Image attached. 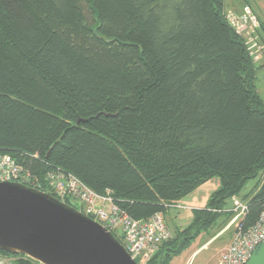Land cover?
<instances>
[{
    "label": "trees",
    "instance_id": "16d2710c",
    "mask_svg": "<svg viewBox=\"0 0 264 264\" xmlns=\"http://www.w3.org/2000/svg\"><path fill=\"white\" fill-rule=\"evenodd\" d=\"M228 16L224 0H0V153L42 191L57 196L45 175L61 170L137 221L164 220L172 204L218 179L191 224L146 264H170L231 219L238 196L248 204L239 225L255 224L264 179L254 194L241 192L264 176V98ZM72 199L63 201L83 210ZM113 234L124 243L122 231Z\"/></svg>",
    "mask_w": 264,
    "mask_h": 264
},
{
    "label": "water",
    "instance_id": "95a60500",
    "mask_svg": "<svg viewBox=\"0 0 264 264\" xmlns=\"http://www.w3.org/2000/svg\"><path fill=\"white\" fill-rule=\"evenodd\" d=\"M0 250L42 264H139L101 222L50 192L0 181ZM245 264H264V243Z\"/></svg>",
    "mask_w": 264,
    "mask_h": 264
},
{
    "label": "built area",
    "instance_id": "2783aa9c",
    "mask_svg": "<svg viewBox=\"0 0 264 264\" xmlns=\"http://www.w3.org/2000/svg\"><path fill=\"white\" fill-rule=\"evenodd\" d=\"M245 15L234 16L237 21L232 18L228 20L239 34L246 31ZM252 20L253 17L249 21ZM45 180L62 201L66 197L75 198L81 202L85 214L101 222L110 231L121 228L123 244L139 264H145L146 260L157 251L159 244L171 235L161 213H156L147 220H134L114 204L111 196L95 193L73 174L50 170L46 173ZM0 181L19 182L37 189L42 185L38 177L8 153H0ZM233 203L232 210L239 216L238 223L230 244L221 253L217 264H245L255 248L264 243V208L258 221L245 227L239 225V219L246 214L248 204L239 198H233ZM171 207L183 206L178 202ZM15 261V255L0 253V264H15Z\"/></svg>",
    "mask_w": 264,
    "mask_h": 264
},
{
    "label": "rangeland",
    "instance_id": "374dc122",
    "mask_svg": "<svg viewBox=\"0 0 264 264\" xmlns=\"http://www.w3.org/2000/svg\"><path fill=\"white\" fill-rule=\"evenodd\" d=\"M88 7L89 5L84 3L87 17L92 21L93 16ZM224 11L230 15L229 18H232L234 21H237L234 16L246 14L244 17L246 31L244 30L241 35L245 39L249 53L256 67H258L256 84L258 91L264 98V19H262L264 16V0H224ZM260 15L263 16L261 17ZM252 17L253 20L249 21ZM92 23H94V21ZM263 179L264 176H260L248 180L241 195L245 193L254 194L258 190ZM216 182L219 184V180L216 178L207 182L199 189L190 193L191 195L186 196L188 197L187 200L194 197L199 201H203L204 199L206 200V195L208 197L207 199H209L212 191L216 189L214 188ZM237 198L240 199V196ZM183 199L179 200L180 204L188 206L182 205L183 207L181 208H171L164 214V222L170 228L172 234L175 233L177 228L190 225L194 218L193 208L189 205L190 202L187 200L183 201ZM72 203L79 208L82 206L81 202L77 199H72ZM229 204H232V201H230ZM231 211L234 212V216L231 219L227 220L225 217H221L218 223L211 227L208 232H202L192 241L189 247L175 255L170 264H217L221 253L227 248V246L222 248V244H227L230 238L229 233L232 232L233 234L235 226L238 223L239 216L235 215L237 212L234 210ZM117 231L120 232L121 228H118ZM39 264L42 263L39 262Z\"/></svg>",
    "mask_w": 264,
    "mask_h": 264
},
{
    "label": "crops",
    "instance_id": "0c3cea01",
    "mask_svg": "<svg viewBox=\"0 0 264 264\" xmlns=\"http://www.w3.org/2000/svg\"><path fill=\"white\" fill-rule=\"evenodd\" d=\"M260 16H261V15H260ZM262 16H263V15H262ZM262 16H261V17H262ZM262 19H264V16L262 17ZM263 21H264V20H263ZM210 181H211V180H210ZM207 182H209V181H207ZM207 182H206V183H207ZM206 183H204V184H206ZM204 184H202L201 186H203ZM214 185H215L214 188H217V186H218V182H216ZM201 186H200V187H201ZM200 187H198L197 189H199ZM197 189H196V190H197ZM214 190H215V189H214ZM194 191H195V190H194ZM212 192H213V191H212ZM189 195H191V194H189ZM189 195H188V196H189ZM187 198H188V197H186L185 199H183V201L187 200ZM207 198H208V197H207V195H206V200L204 199L203 201H199L197 198L192 197V198H190V199L187 200V201L190 202L189 205L191 206V208H195V207L197 208V207H203V206L206 204L207 200H208ZM178 202L180 203V201H178ZM182 205H185V204H182ZM185 206H188V205H185ZM230 206H231V205H230ZM230 206H229V207H230ZM169 210H170V209H169ZM164 214H165V213H163V215H164ZM229 234H230V238H229L227 244H222V248H224L225 246H228V245L230 244V242H231V240H232L231 238L233 237V234H232V232H230ZM222 248H221V249H222Z\"/></svg>",
    "mask_w": 264,
    "mask_h": 264
},
{
    "label": "bare ground",
    "instance_id": "6f19581e",
    "mask_svg": "<svg viewBox=\"0 0 264 264\" xmlns=\"http://www.w3.org/2000/svg\"><path fill=\"white\" fill-rule=\"evenodd\" d=\"M230 16V15H229ZM229 16H228V18H229Z\"/></svg>",
    "mask_w": 264,
    "mask_h": 264
}]
</instances>
